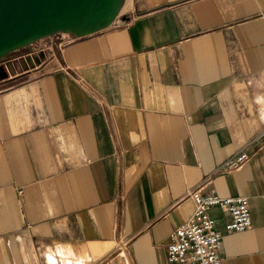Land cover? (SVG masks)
I'll return each mask as SVG.
<instances>
[{
  "label": "crops",
  "instance_id": "obj_1",
  "mask_svg": "<svg viewBox=\"0 0 264 264\" xmlns=\"http://www.w3.org/2000/svg\"><path fill=\"white\" fill-rule=\"evenodd\" d=\"M120 12L0 58V264H177L198 188L249 200L242 232L208 210L221 264H264V0Z\"/></svg>",
  "mask_w": 264,
  "mask_h": 264
},
{
  "label": "built area",
  "instance_id": "obj_2",
  "mask_svg": "<svg viewBox=\"0 0 264 264\" xmlns=\"http://www.w3.org/2000/svg\"><path fill=\"white\" fill-rule=\"evenodd\" d=\"M117 22L121 24L124 21ZM249 158V153L241 151L227 158L219 166L225 171H231ZM185 196L193 202L194 209L188 219L169 235L167 261L177 264H221L222 238L215 229L214 220L209 216L208 210L212 206L225 210L229 219L224 225V230L227 233L242 232L251 227L248 197H220L213 190L202 193L199 188L188 190Z\"/></svg>",
  "mask_w": 264,
  "mask_h": 264
},
{
  "label": "bare ground",
  "instance_id": "obj_3",
  "mask_svg": "<svg viewBox=\"0 0 264 264\" xmlns=\"http://www.w3.org/2000/svg\"><path fill=\"white\" fill-rule=\"evenodd\" d=\"M106 1V4L109 3L108 0ZM123 2L129 4V0H111L113 7L103 8H107L106 10L117 9L121 7V4H124ZM102 3V0H52L32 13H23L21 19L17 21L19 26L11 34L17 38L0 48V57L10 49L26 45L42 35H50L59 30L65 33L79 23L88 22L97 17L104 18L100 8L98 9ZM126 4L125 6H127ZM3 41L6 42L5 37H3Z\"/></svg>",
  "mask_w": 264,
  "mask_h": 264
},
{
  "label": "water",
  "instance_id": "obj_4",
  "mask_svg": "<svg viewBox=\"0 0 264 264\" xmlns=\"http://www.w3.org/2000/svg\"><path fill=\"white\" fill-rule=\"evenodd\" d=\"M50 1L52 0H0V48L4 46V44L5 45L10 44L11 41L17 38V37L11 36V34L13 31L16 30V27L19 26L17 21L21 19V16L23 13L25 12L32 13L34 12V10L38 8H42L43 5L49 4ZM108 2L109 3L107 4L105 3L106 5L105 4L99 5L98 9L103 8V7H107V8L113 7L111 0H108ZM116 15L117 14L113 15L112 17H104V18L97 17L91 21L79 23L77 26L75 25L74 27L68 29L65 33L80 32V31H84L87 29H92L94 27L106 26L111 23V21L115 18ZM58 32H62V31L59 30L56 33ZM56 33H53V34H56ZM53 34L42 35L41 37H38L37 39L51 36ZM3 37H5L6 42L3 41ZM33 41L26 43V45L32 43ZM26 45H22V46L10 49L7 53H9L10 51L22 48ZM7 53H5L4 55H6ZM4 55H2L1 57H3Z\"/></svg>",
  "mask_w": 264,
  "mask_h": 264
},
{
  "label": "rangeland",
  "instance_id": "obj_5",
  "mask_svg": "<svg viewBox=\"0 0 264 264\" xmlns=\"http://www.w3.org/2000/svg\"><path fill=\"white\" fill-rule=\"evenodd\" d=\"M103 1V3H102V5L103 4H105L107 1L106 0H102ZM124 4H121V7L120 8H117V9H108V10H106L105 8H100V10H103V11H101L102 12V14L105 16V17H112L113 15H115V14H117L118 15V13L120 12V14H122V15H125L126 14V8H127V6L128 5H130V3H131V0H129V4L127 5L125 2H123ZM125 4L127 5V6H125ZM116 12V13H115ZM113 13H115V14H113ZM118 18V17H117ZM116 18V19H117ZM118 20H120V18L118 19ZM121 21V20H120ZM56 33V32H55ZM62 34H65L64 32L62 33V32H58V33H56V34H53V36H51V37H55V36H57V37H60ZM32 47L31 46H28V47H26V49H31ZM25 48H23V49H19V50H17V51H14V52H12V53H18L19 51H22V50H24Z\"/></svg>",
  "mask_w": 264,
  "mask_h": 264
}]
</instances>
